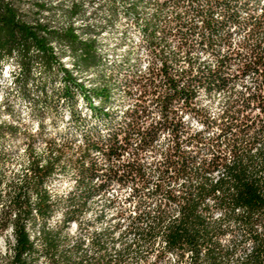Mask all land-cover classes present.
<instances>
[{
    "label": "clouds",
    "instance_id": "9594fccd",
    "mask_svg": "<svg viewBox=\"0 0 264 264\" xmlns=\"http://www.w3.org/2000/svg\"><path fill=\"white\" fill-rule=\"evenodd\" d=\"M0 264H264V0H0Z\"/></svg>",
    "mask_w": 264,
    "mask_h": 264
}]
</instances>
